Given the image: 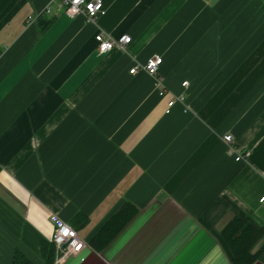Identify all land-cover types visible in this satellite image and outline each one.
I'll use <instances>...</instances> for the list:
<instances>
[{
  "label": "crops",
  "instance_id": "1",
  "mask_svg": "<svg viewBox=\"0 0 264 264\" xmlns=\"http://www.w3.org/2000/svg\"><path fill=\"white\" fill-rule=\"evenodd\" d=\"M102 2L90 23L0 0V264H46L52 214L87 243L62 264H233L226 227H264V0ZM99 34L132 40L101 54Z\"/></svg>",
  "mask_w": 264,
  "mask_h": 264
},
{
  "label": "built area",
  "instance_id": "2",
  "mask_svg": "<svg viewBox=\"0 0 264 264\" xmlns=\"http://www.w3.org/2000/svg\"><path fill=\"white\" fill-rule=\"evenodd\" d=\"M60 7L70 18H76L77 16H85L88 22H95L100 16L105 14V8L102 0H58ZM132 38L130 36H123L119 40H112L105 38L103 34L96 36L97 50L101 54H106L112 51L116 47L124 48L131 43ZM163 65V59L161 57H154L148 60V62L139 67L135 66L130 73L136 74L140 69L146 71L151 76H157L160 68ZM188 82L183 83L186 87ZM184 96L177 99H173L169 102V109L167 113L171 112V108L177 102H184ZM225 141L229 143V154L235 156L236 161H243L249 158L250 153L248 151L239 153L231 145L233 141L232 135L225 136ZM264 202V196L261 199ZM50 221L54 226L53 243L58 251L57 264L66 262L71 256L80 253L87 247V243L80 237L78 232L67 222L61 219L58 215L52 214ZM67 246L64 248V246Z\"/></svg>",
  "mask_w": 264,
  "mask_h": 264
},
{
  "label": "trees",
  "instance_id": "3",
  "mask_svg": "<svg viewBox=\"0 0 264 264\" xmlns=\"http://www.w3.org/2000/svg\"><path fill=\"white\" fill-rule=\"evenodd\" d=\"M54 20H46L39 18L41 31L47 30ZM130 204L125 205L103 228L96 237L97 244L105 245L102 241L104 237L111 238L132 218L134 211L130 209ZM134 207V206H132ZM110 236V237H109ZM222 236L229 246L233 254V264H254L258 261L260 254L264 250V244L253 254V249L259 245L264 238V227L262 229L255 228L243 217H236L228 227L223 231ZM108 239V240H109ZM42 253L46 259V264H55L56 246L54 243H42ZM14 264H33L25 256L20 253L16 254Z\"/></svg>",
  "mask_w": 264,
  "mask_h": 264
},
{
  "label": "water",
  "instance_id": "4",
  "mask_svg": "<svg viewBox=\"0 0 264 264\" xmlns=\"http://www.w3.org/2000/svg\"><path fill=\"white\" fill-rule=\"evenodd\" d=\"M67 246L65 245L64 248H66Z\"/></svg>",
  "mask_w": 264,
  "mask_h": 264
}]
</instances>
